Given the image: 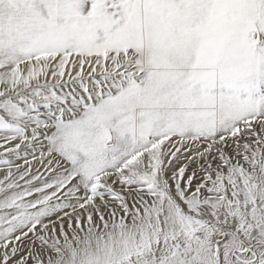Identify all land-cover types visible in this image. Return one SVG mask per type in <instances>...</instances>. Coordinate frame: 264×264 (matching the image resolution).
Here are the masks:
<instances>
[{
	"label": "snow or ice",
	"instance_id": "snow-or-ice-1",
	"mask_svg": "<svg viewBox=\"0 0 264 264\" xmlns=\"http://www.w3.org/2000/svg\"><path fill=\"white\" fill-rule=\"evenodd\" d=\"M0 264H264V0H0Z\"/></svg>",
	"mask_w": 264,
	"mask_h": 264
}]
</instances>
